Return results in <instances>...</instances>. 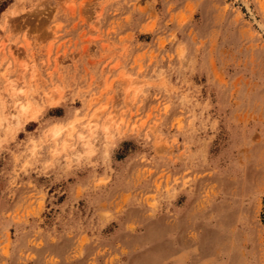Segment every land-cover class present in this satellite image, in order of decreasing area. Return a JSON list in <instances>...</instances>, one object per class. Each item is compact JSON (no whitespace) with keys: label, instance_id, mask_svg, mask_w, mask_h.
<instances>
[{"label":"rangeland","instance_id":"374dc122","mask_svg":"<svg viewBox=\"0 0 264 264\" xmlns=\"http://www.w3.org/2000/svg\"><path fill=\"white\" fill-rule=\"evenodd\" d=\"M263 28L264 0H0V264H264Z\"/></svg>","mask_w":264,"mask_h":264},{"label":"bare ground","instance_id":"6f19581e","mask_svg":"<svg viewBox=\"0 0 264 264\" xmlns=\"http://www.w3.org/2000/svg\"><path fill=\"white\" fill-rule=\"evenodd\" d=\"M245 6V5H244ZM248 10V9H247ZM262 27V26H261ZM264 29V28H263ZM29 108H30V105L28 104V105H26V106H22V111H23V113H22V115H26V113H29ZM21 117V116H20ZM56 129H58V128H56ZM55 129V130H56ZM105 129V128H104ZM106 129H108V127H106ZM105 129V130H106ZM60 130V129H59Z\"/></svg>","mask_w":264,"mask_h":264}]
</instances>
